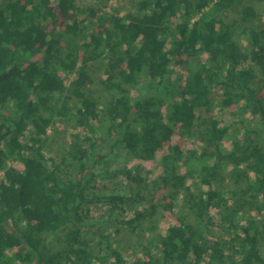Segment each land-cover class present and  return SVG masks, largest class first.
Wrapping results in <instances>:
<instances>
[{"label": "trees", "instance_id": "obj_1", "mask_svg": "<svg viewBox=\"0 0 264 264\" xmlns=\"http://www.w3.org/2000/svg\"><path fill=\"white\" fill-rule=\"evenodd\" d=\"M244 2L139 0L140 14L103 15L92 30L76 0L0 1V264H126L112 230L139 233L157 204L142 207L141 176L96 152L110 144L149 161L167 142L153 189L182 208L167 234L146 227L130 264H264V26L249 27L258 19L252 6L235 22L221 16ZM101 60L104 103L88 88ZM60 69L77 72L69 88ZM235 107L255 122L230 135L216 114ZM67 116L85 134L49 165L43 138ZM30 127L32 145L24 146ZM173 128L190 138L203 129V148L185 151L170 138ZM121 177L137 185L111 190ZM239 193L255 210L245 219L246 204L231 205ZM96 204L106 207L99 219Z\"/></svg>", "mask_w": 264, "mask_h": 264}, {"label": "rangeland", "instance_id": "obj_2", "mask_svg": "<svg viewBox=\"0 0 264 264\" xmlns=\"http://www.w3.org/2000/svg\"><path fill=\"white\" fill-rule=\"evenodd\" d=\"M1 1V0H0ZM78 6L84 10V14L80 15V19L86 18L88 24L93 20L92 30L98 29V19L101 16H111L120 15L124 16L128 13L140 14L137 10V2L139 0H76ZM218 0H214L215 4ZM252 6L258 14V19L254 20L253 23L249 24V27L256 29H261L264 26V0L262 2H253L250 0H245L242 5L236 6L233 9L228 10L225 14L221 16L226 22H235L240 19L243 7ZM90 10L96 12L95 16L91 18ZM90 17H89V16ZM89 21V22H88ZM238 41L243 47V49L248 48L247 37L243 34L238 36ZM184 58H181L183 62ZM189 68L194 69V64L191 63ZM187 67L180 66L176 68V72L181 78V82H184L187 75ZM59 75L65 80L66 86L69 88L71 83L77 78V72H67L63 69L59 70ZM91 75L93 77L94 83L88 86L89 89L94 91L95 98L101 102H105V97L102 90L101 81L104 80V61L101 60L95 64L92 69ZM217 100H221L218 98ZM78 103V100L73 98L71 100V106L73 107ZM216 117L223 126H227L230 129V135L237 134L241 132L243 128L248 125V123H254L255 120L248 114H241L237 111V107L225 109L222 112L216 114ZM198 135L190 138L186 136L180 129L173 128L170 132V138L173 142L180 144L185 151L198 149L201 150L204 146L202 141L203 129H198ZM85 131L78 127L71 116L64 118H56L48 129L47 136L43 138V152L45 158L49 165H51L57 158L58 155H63L67 152L73 143L77 135H84ZM34 136V130L32 127L26 132V136L21 140L24 146L32 145V137ZM231 139L228 138L223 142V147L228 149L231 147ZM100 144V142H99ZM169 142H167L164 147L157 153L154 160H136L130 159L126 156L125 152L120 150H113L112 145L107 144L104 148L98 149L95 158L99 159L102 156H106L105 160L111 161L115 167H128L129 169L135 170V174H139L144 180L143 185L147 186L144 193L147 194V201L143 203L144 208H148L152 203L157 204V210L153 217L147 219L142 231L139 233H130L126 230V227L115 226L112 230V239L116 240V244L124 250V258L126 259V264H130L133 260V253L137 249V244L140 241L142 235L147 234L146 227L151 223L159 225V230L167 234L171 227L177 224V218L180 214L182 203L179 206L172 208L169 202L165 200V191H159L158 189H153V183L157 181L162 175L163 171L159 165L160 159L167 153ZM28 151L25 150V154ZM8 166L17 167L22 169V166L16 160L10 159L8 161ZM3 181V173L0 172V182ZM195 180H190L189 185L192 186L193 190L196 191L198 186ZM137 184L132 180H127L124 177L114 179L110 182L109 188L113 191H123L130 187H135ZM158 186V185H156ZM153 189V191H152ZM224 191H229L227 186H224ZM150 192L152 195H150ZM248 198L244 197L242 194L231 200V205L233 207L239 208L241 205L246 204L242 211H240V218L245 219L250 215L255 214V210L248 204ZM106 211V207L103 204H96L91 206V214L93 218H101ZM131 214V213H129ZM151 220V221H150ZM61 238V234H56L52 237V240L56 243ZM261 250L264 253V242L261 244ZM19 250L11 252V254L17 253ZM112 260L108 264H112Z\"/></svg>", "mask_w": 264, "mask_h": 264}]
</instances>
